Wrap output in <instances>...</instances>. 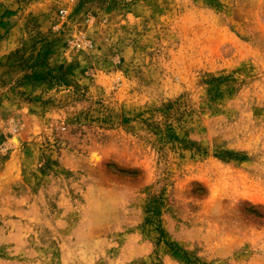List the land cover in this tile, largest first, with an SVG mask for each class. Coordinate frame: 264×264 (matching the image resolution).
I'll return each mask as SVG.
<instances>
[{
  "label": "rangeland",
  "instance_id": "rangeland-1",
  "mask_svg": "<svg viewBox=\"0 0 264 264\" xmlns=\"http://www.w3.org/2000/svg\"><path fill=\"white\" fill-rule=\"evenodd\" d=\"M0 264H264V0H0Z\"/></svg>",
  "mask_w": 264,
  "mask_h": 264
}]
</instances>
